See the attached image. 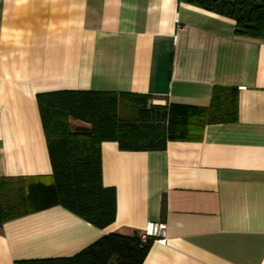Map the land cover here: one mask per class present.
<instances>
[{
    "label": "crops",
    "instance_id": "obj_1",
    "mask_svg": "<svg viewBox=\"0 0 264 264\" xmlns=\"http://www.w3.org/2000/svg\"><path fill=\"white\" fill-rule=\"evenodd\" d=\"M219 10L193 0H0V178L52 176L38 95L129 93L205 108L215 87L239 94L238 120L208 125L200 141L158 152L103 143L115 223L99 229L62 207L9 221L0 264L70 258L151 222L166 225V243L156 239L143 264H264V40L238 35Z\"/></svg>",
    "mask_w": 264,
    "mask_h": 264
},
{
    "label": "trees",
    "instance_id": "obj_2",
    "mask_svg": "<svg viewBox=\"0 0 264 264\" xmlns=\"http://www.w3.org/2000/svg\"><path fill=\"white\" fill-rule=\"evenodd\" d=\"M207 10L220 8L236 20L237 34L264 40V0H193ZM222 8V9H221ZM238 89L215 87L209 107L155 105L149 95L58 91L37 102L52 165V183L40 178H0V227L5 223L62 207L99 229L116 221L117 192L103 184L101 146L117 143L125 152L164 151L169 142H197L205 127L238 120ZM127 105L136 114L122 120ZM90 126L73 130L71 121ZM142 234L111 233L70 258L19 261L15 264H143L155 241Z\"/></svg>",
    "mask_w": 264,
    "mask_h": 264
},
{
    "label": "built area",
    "instance_id": "obj_3",
    "mask_svg": "<svg viewBox=\"0 0 264 264\" xmlns=\"http://www.w3.org/2000/svg\"><path fill=\"white\" fill-rule=\"evenodd\" d=\"M167 227L163 223L151 222L148 224L145 232L141 235L142 240L145 242L148 238L162 239L161 243H166Z\"/></svg>",
    "mask_w": 264,
    "mask_h": 264
},
{
    "label": "rangeland",
    "instance_id": "obj_4",
    "mask_svg": "<svg viewBox=\"0 0 264 264\" xmlns=\"http://www.w3.org/2000/svg\"><path fill=\"white\" fill-rule=\"evenodd\" d=\"M135 112L130 108L128 107L127 105H124V107L121 109V119L122 120H130V119H133L134 116H135ZM46 183H52V178H48L45 180Z\"/></svg>",
    "mask_w": 264,
    "mask_h": 264
}]
</instances>
